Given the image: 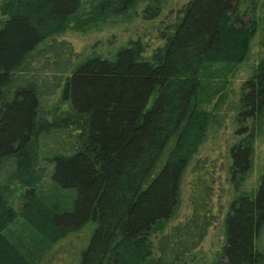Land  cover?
<instances>
[{"label":"trees","instance_id":"obj_1","mask_svg":"<svg viewBox=\"0 0 264 264\" xmlns=\"http://www.w3.org/2000/svg\"><path fill=\"white\" fill-rule=\"evenodd\" d=\"M252 1L189 0L156 37L122 46L112 57H90L64 78L75 55L72 44L54 40L38 48L66 26L82 0H5L0 264H31L1 234L18 217L52 246L39 264H182L193 256L222 208L223 193L214 200L215 183L203 168L192 182L190 214L157 238L154 257L149 238L173 216L182 175L211 120L199 107L202 66L246 59L258 27L253 18L242 19ZM144 2L89 0L85 18L114 19ZM155 5L142 10L143 19L160 14ZM151 40L163 43L148 53ZM41 76L45 89L39 87ZM59 87L70 111L40 119L39 97ZM261 114L264 63L242 87L238 115L252 124L247 130L241 125L244 135L229 149L233 184L249 169L254 122ZM39 161L52 163L53 184L74 190L70 210L49 207L38 197L45 173L35 165ZM13 182L24 188L20 210L7 198ZM64 240L74 242L56 252ZM213 264H264V172L253 198L243 194L230 203L223 247Z\"/></svg>","mask_w":264,"mask_h":264},{"label":"rangeland","instance_id":"obj_2","mask_svg":"<svg viewBox=\"0 0 264 264\" xmlns=\"http://www.w3.org/2000/svg\"><path fill=\"white\" fill-rule=\"evenodd\" d=\"M188 1L146 0L138 7L127 11L124 15H120L117 18H105L90 22L85 18L88 14L89 0H82L77 13L70 18L66 26L58 33L47 37L38 50L54 40H65L72 44L75 55L70 62V67L63 76L65 78L73 68L90 57H112L122 46L137 40H147L150 35L156 37L160 28L172 22L177 16V11L183 8ZM4 2L5 0H0V27L7 19V16L1 10ZM151 4L161 7L160 14L152 20H145L141 16L142 10ZM246 4L247 9L242 15L243 21L247 23L253 18L258 26L251 40L246 59L239 64L207 63L202 66L200 71L199 107L210 116L211 120L202 143L192 156L182 175L178 202L173 216L166 222L164 230H157L149 238L153 257L156 254L157 238L173 224L190 214L189 197L192 182L197 177V169L203 168V173L206 172L205 175L213 179L215 183L214 200L223 193L222 208L218 220L209 229L202 244L193 256L182 264H213L217 262L224 243V219L230 203L243 194L253 198L257 191L260 177L264 172V114H261L259 119L254 122L255 133L249 169L240 175L235 184L229 179V169L232 161L229 149L239 142L244 135L238 131L241 125H247V130L252 124V119L240 121L241 117L238 115L242 87L244 82L255 73L256 67L260 63H264V0H253ZM162 43L163 41L154 43V40H151L148 53L151 52L152 48L160 46ZM40 56L43 57L44 55L41 54ZM32 65L34 68L36 63L34 62ZM59 65H62L61 62ZM35 75L33 73L23 77H35ZM38 83L41 89L48 87L44 76H41V81H38ZM61 88L59 87L53 92L39 97L38 115L40 119H51L64 115L66 111H70L69 103L61 98ZM35 165L45 168L44 176L36 186L38 197L49 207L58 208V210H70L74 199V190L59 188L53 184L51 180L52 163L48 164L44 161H39ZM10 187L12 192L7 195L8 201L15 209L20 210L21 195L24 192V188L17 182H13ZM1 234L21 250V253L31 264H39L42 261L41 259L51 251L50 248L52 246L48 248L46 244L40 242L42 239L35 234L30 225L19 217L4 229ZM74 238L76 239L75 241L80 239V237ZM68 240L61 241L57 247H60V245L62 247L67 242H74H69ZM61 247L55 249V251L62 250L63 248ZM71 248H73L72 245ZM67 252L71 253L72 250L69 248Z\"/></svg>","mask_w":264,"mask_h":264}]
</instances>
